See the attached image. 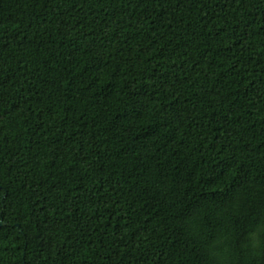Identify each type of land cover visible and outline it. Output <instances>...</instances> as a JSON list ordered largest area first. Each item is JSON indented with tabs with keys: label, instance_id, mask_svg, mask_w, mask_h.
Returning <instances> with one entry per match:
<instances>
[{
	"label": "trees",
	"instance_id": "1",
	"mask_svg": "<svg viewBox=\"0 0 264 264\" xmlns=\"http://www.w3.org/2000/svg\"><path fill=\"white\" fill-rule=\"evenodd\" d=\"M0 264H264V0H0Z\"/></svg>",
	"mask_w": 264,
	"mask_h": 264
}]
</instances>
